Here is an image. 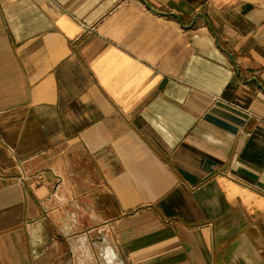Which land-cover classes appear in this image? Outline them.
Here are the masks:
<instances>
[{"label": "crops", "instance_id": "1", "mask_svg": "<svg viewBox=\"0 0 264 264\" xmlns=\"http://www.w3.org/2000/svg\"><path fill=\"white\" fill-rule=\"evenodd\" d=\"M106 232L122 264H264V0H0V264Z\"/></svg>", "mask_w": 264, "mask_h": 264}, {"label": "rangeland", "instance_id": "2", "mask_svg": "<svg viewBox=\"0 0 264 264\" xmlns=\"http://www.w3.org/2000/svg\"><path fill=\"white\" fill-rule=\"evenodd\" d=\"M94 243L98 244L97 248L93 247V248H91L92 249L91 252L85 253V254L83 253V257H82L83 264H106L105 260L103 258V252L102 251L105 247H106V249L107 248L112 249V244L109 240V236L107 235V232H106V243H105L106 245H103L104 243L101 240H99L97 237L94 238ZM114 252L116 253V255L118 257V253L116 251H114ZM118 260H120L119 257H118Z\"/></svg>", "mask_w": 264, "mask_h": 264}, {"label": "bare ground", "instance_id": "3", "mask_svg": "<svg viewBox=\"0 0 264 264\" xmlns=\"http://www.w3.org/2000/svg\"><path fill=\"white\" fill-rule=\"evenodd\" d=\"M103 258L106 264H122L118 259L116 254L110 250V248L103 250Z\"/></svg>", "mask_w": 264, "mask_h": 264}, {"label": "water", "instance_id": "4", "mask_svg": "<svg viewBox=\"0 0 264 264\" xmlns=\"http://www.w3.org/2000/svg\"><path fill=\"white\" fill-rule=\"evenodd\" d=\"M198 17H201V15H198ZM252 81L255 82L259 87H262L261 83L257 79L253 78Z\"/></svg>", "mask_w": 264, "mask_h": 264}]
</instances>
